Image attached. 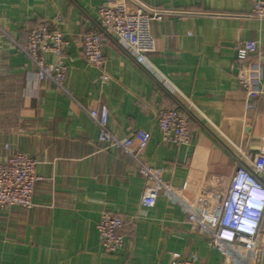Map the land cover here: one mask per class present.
I'll use <instances>...</instances> for the list:
<instances>
[{
	"label": "crops",
	"instance_id": "crops-1",
	"mask_svg": "<svg viewBox=\"0 0 264 264\" xmlns=\"http://www.w3.org/2000/svg\"><path fill=\"white\" fill-rule=\"evenodd\" d=\"M106 1L0 0V23L13 39L25 44L29 29L60 19L68 41V92L40 79L10 38L0 45V160L9 144L36 159L40 176L33 207L0 209V264H170L172 253L193 252L197 264H220V252L180 205L163 195L142 205L144 178L135 160L99 140L82 106L105 103L109 128L121 139L149 131L144 158L163 169L186 202L206 216L219 213L244 156L264 145V93L257 107H247L236 50L240 40L259 43L248 64L260 71L255 87L264 90V18L249 15L255 0H137L177 13L151 21L155 49L146 65L107 43L104 81L84 59L81 37ZM160 77L166 89L156 83ZM176 101L192 114L189 144L165 142L156 123L157 109ZM103 211L132 220L122 231L126 244L114 253L100 241Z\"/></svg>",
	"mask_w": 264,
	"mask_h": 264
},
{
	"label": "built area",
	"instance_id": "built-area-1",
	"mask_svg": "<svg viewBox=\"0 0 264 264\" xmlns=\"http://www.w3.org/2000/svg\"><path fill=\"white\" fill-rule=\"evenodd\" d=\"M177 13L171 9L152 8L137 0H107L98 7V16L94 25L81 37V51L84 59L102 71L104 81L110 78L105 69L107 43L113 44L140 64L147 63L146 54L155 49L154 39L150 33L153 19H163ZM252 17L264 18V0H255L251 12ZM60 19L53 23H43L31 28L25 44L10 35L0 23V45L5 37L13 41L16 48L30 59L37 76L55 83L68 92L65 80L68 66L64 53L68 45ZM237 57L242 65L237 77L240 85L247 92L248 108L257 107V98L264 90L255 87V79L260 71L248 64L253 55L260 54V45L256 40H240L236 44ZM49 57L52 60L49 61ZM156 83L166 89L167 83L158 78ZM166 86V87H165ZM91 119L99 129V140L110 147L118 148L129 154L136 162L138 172L144 178L141 197L142 205L154 206L159 196H165L172 204L180 205L188 220L195 225L201 235L207 237L221 256L220 264H264V210L253 213L256 224L248 232L238 230L239 216L234 212L239 207L233 201L239 196V184L247 178L264 185V145L259 153L251 157L245 155L246 163L241 165L229 188V194L222 202V210L206 216L195 202H186L183 190L175 187L164 178L162 168L149 163L144 158L151 133L137 129L132 137L121 139L109 128V108L105 103L97 107H85ZM189 107L176 101L174 106H160L156 111V123L163 140L175 145L191 142ZM10 150L0 160V209L14 206L31 208L34 203V190L40 176L36 173L37 161L28 154ZM131 219L112 211H103L97 224L101 244L106 252L120 250L126 239L123 228ZM199 255L193 252L188 258L180 253H172L170 264H197Z\"/></svg>",
	"mask_w": 264,
	"mask_h": 264
},
{
	"label": "clouds",
	"instance_id": "clouds-1",
	"mask_svg": "<svg viewBox=\"0 0 264 264\" xmlns=\"http://www.w3.org/2000/svg\"><path fill=\"white\" fill-rule=\"evenodd\" d=\"M239 196L233 201L239 206L234 212L239 216L240 225L238 230L248 232L250 227H254L257 220L253 213H259L264 210V185L247 178L239 184Z\"/></svg>",
	"mask_w": 264,
	"mask_h": 264
},
{
	"label": "trees",
	"instance_id": "trees-1",
	"mask_svg": "<svg viewBox=\"0 0 264 264\" xmlns=\"http://www.w3.org/2000/svg\"><path fill=\"white\" fill-rule=\"evenodd\" d=\"M30 30V29H29ZM29 32V31H28Z\"/></svg>",
	"mask_w": 264,
	"mask_h": 264
}]
</instances>
